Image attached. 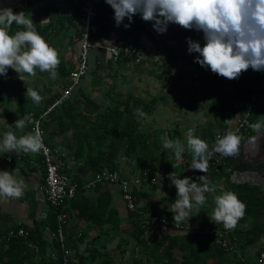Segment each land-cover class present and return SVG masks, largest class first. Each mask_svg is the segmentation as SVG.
Returning <instances> with one entry per match:
<instances>
[{
	"label": "crops",
	"instance_id": "1",
	"mask_svg": "<svg viewBox=\"0 0 264 264\" xmlns=\"http://www.w3.org/2000/svg\"><path fill=\"white\" fill-rule=\"evenodd\" d=\"M24 1L25 0H0V7L11 8L16 11V13L21 11L25 12L26 16L31 18L43 33L45 41L58 51L60 64L56 69L57 77L55 79H52L48 72H40L38 69L36 70V76H26L25 82L27 83H22V85L20 82L24 81H21L19 78L3 79V76H0V80L2 79L6 83L4 89L0 86L2 89L0 94V139L3 138L7 131H13L17 136L30 133L27 126L23 131L15 129L14 127L10 128V126L15 123L11 122V112L15 111L19 102L27 105L32 111L34 108H44L45 105L53 102L52 99H54L56 95H58L57 98H59L62 90L70 82V72L77 64L79 51L78 40L81 32L79 10L83 0H34V2H28L26 4ZM97 10L100 13L97 19H100V22L94 24V26L95 28L101 27L102 30L106 29L107 34L106 36L93 39L97 47L90 52L89 70L96 69V73L101 77V82L94 85L93 77L89 74L90 80L84 82L82 80L77 88L80 86L89 94L88 88L92 86H101L103 80H106L105 78H110L111 82L114 83L109 85V91H113L115 94H121L125 99L130 96L133 98L146 97L142 99H151L160 96L167 97V99L164 100L165 102H158L150 120H146L140 126L143 130L147 131L150 145L155 146V148H153V153L154 156L159 159V162L155 163V183L142 182L137 191L141 192V197L138 201L139 208H142V213L140 214L142 221L149 222L152 217H163L167 213L173 221L174 213H172V204L177 199V193L173 194L174 185H172L171 181L168 179V175L173 172L177 174L185 169L183 159L177 160L173 150L165 149L163 147L164 141L165 139L172 141L179 139L185 148L182 158L187 154L192 155L187 150L188 131L190 129L193 130L195 136L208 143L206 139L207 136L204 135L207 128H211L214 136L221 135L218 128V118L213 117V123L204 121L203 123L190 124L188 121L182 122L179 120L180 122H176L175 125L172 126H157L156 114H161V120H165L168 114L174 113L170 111L171 106L167 103L168 96L176 100L173 102L172 106L176 105L179 100H182V97L185 96L188 90L190 81L199 72L198 63L194 62L195 60L189 57L183 58L181 53L176 51L177 41L168 37L171 31H174L176 28L170 27V29H167L166 33L158 34L153 29L152 22H145V30L127 34L124 21L119 27L116 26L114 10L110 5L104 1L98 6ZM133 17L141 18L139 14ZM17 30H22V28L17 26ZM154 39L163 41V43H156ZM117 45L128 46L142 52L145 58H147L142 66L145 72L142 74L136 73L133 69V63L126 60H123L116 66L105 48L107 46ZM158 45H161L160 52H157ZM156 54L158 55V61L154 62L152 61V57ZM14 73V70H8L7 75L11 76ZM29 83L45 85L38 88L29 86ZM27 88L36 90L43 97V100L38 104L34 103L25 95ZM182 113L187 116L186 110ZM234 122L229 123V128L234 126ZM165 123L168 124V122ZM56 143V148L64 153L62 149V140L57 138ZM120 161L126 160L121 158ZM126 167L127 168L122 171L125 179L138 177V173L134 166L127 164ZM216 168L217 171H219L217 173L220 174L216 175L210 173L206 175L209 186L214 187L215 190L211 193H205V204L198 209L195 207L193 208L191 219L188 223L186 221L177 223L180 225V229L178 230L172 227H158L160 237L187 233H204L210 228H219L224 232L225 238L229 241L231 249H227V257L231 260L232 264H249V259H251V263L253 262V264H256V257L259 252L260 242L264 239V234H262L257 241L251 244L248 243L252 219L244 218L245 216H243V218L238 221L237 226L231 230L213 226V223H215V220L212 219L215 208L214 197L220 195L222 190L234 192L233 190H226L224 188L226 181L224 173L229 172L230 177L232 167L223 169V167L216 166ZM15 169L16 171L14 174L16 178L18 180L23 179L25 182V191L20 199L0 198V217L8 218V221L13 225L22 224L32 228L35 223L44 221L49 212V205L46 202L43 190L45 170L41 158L37 153L12 152L5 154L0 152V171L12 172ZM75 169L76 166L73 162L66 171L72 176ZM196 173L197 171L191 168L187 170L188 178H191L193 182L199 183L200 181L198 178L200 176ZM92 179L93 178L90 176L85 177L83 186L79 188L75 197L77 199L76 206L81 202L80 200L82 197H87L93 201L100 192L108 191L111 194L112 206L117 210L118 219L121 221L120 227L122 229L128 228L132 219L128 216V211L122 199L119 185L107 182L94 183ZM235 186H247L248 188L258 190V188L248 183ZM97 187L99 188L97 189ZM80 205L84 207L82 203ZM76 206L71 207L68 203L67 207L70 209L67 212L66 225L68 233H72L76 235V237H78V234H80V237H84L81 246L82 249L91 248L94 245L97 247L103 246V243H105L107 250H114L115 245L117 246L120 242V238L124 237L128 239L129 243L126 247L127 252L121 256L119 250L115 251L114 261L115 264H131V259L137 256V249L136 251L134 250V242L131 236L123 233V231L117 232L115 235L110 233L113 232L111 231V228L113 229L112 224H105L102 228H99L93 223H86L83 219L78 217ZM262 211H264V204ZM259 226L261 229H264V212L261 214ZM102 236L103 239H101ZM44 238L49 243L52 241V238H54L53 233L48 227L44 229ZM175 254L177 256L183 255V253L178 250ZM206 264L217 263L210 259Z\"/></svg>",
	"mask_w": 264,
	"mask_h": 264
},
{
	"label": "trees",
	"instance_id": "2",
	"mask_svg": "<svg viewBox=\"0 0 264 264\" xmlns=\"http://www.w3.org/2000/svg\"><path fill=\"white\" fill-rule=\"evenodd\" d=\"M97 8L93 24L100 22V19H97L98 14L100 15ZM13 12L16 13L14 10ZM128 23L126 18L124 24ZM144 24L145 21L142 18L133 17L126 33L132 34L136 31L145 30ZM170 27L176 29L171 31L168 37L177 41L176 51H179L183 58L189 57L188 38L198 42L201 47L204 46V35L201 37L203 32H197L195 29L186 30L176 24H170L168 29ZM36 30L43 37V33L37 26ZM16 31L17 25L13 23L10 34H14ZM106 34V29L102 30L101 27H98L95 28L92 38L97 39L106 36ZM155 42L163 43L159 40H155ZM160 46L158 45L157 52H160ZM123 60L119 59L113 63L117 66ZM143 65L144 62L133 63L134 71L138 74L144 73ZM198 67L199 72L190 81L184 98L176 103L178 109L198 114L201 105L206 103L209 109L221 118V121H218L220 138L229 131V122L233 121L237 112H249V125L260 121L262 106L257 103V99L264 92V89L246 87V79L241 76L235 80H228L212 73L209 68L201 67L199 64ZM96 72V69H92L90 74L93 77L94 85L101 82V77ZM2 78L15 79L18 77L15 72L11 76L7 75ZM5 85V81L1 79L0 86L2 89L5 88ZM2 89L0 88V94ZM106 94L109 101L104 104L92 99L90 94L86 93L80 86L76 87L69 98L56 106L43 121L47 145L56 148V139L60 138L63 143L62 149L65 159L75 163L76 169L71 178L77 182L79 188L83 186L85 177H93L103 169L117 171L125 179L121 170V158L126 161L133 160L134 168L140 177L148 169L151 170L150 176L154 177L155 163L159 162L153 153L155 146L150 145L147 131L140 127V121L149 118L155 111L158 102L165 96L154 97L149 100L135 99L130 96L122 100L120 95L113 93V91ZM50 104L41 109L34 108L32 111L38 114ZM137 109H142L147 114V118L139 117L136 114ZM30 111L31 109L27 105L19 102L15 111L11 112V122L22 119ZM249 125L238 134L242 137V142L252 132ZM204 135L207 136L206 139L211 150L217 139L211 128H207ZM216 158L222 161L221 164H213ZM182 159L185 170L176 174L177 178L181 179L188 177L187 170L192 164L193 156L187 154ZM216 166L223 167V169L232 167L225 157L216 153L209 161L207 173L197 171L196 174L198 176L209 175L210 173L220 174L217 173L219 171H217ZM224 176L226 180L224 188L233 190L237 194L238 198L246 205L244 218L252 219L248 240V243L251 244L264 234V229L259 226L263 195L257 189L232 185L228 179L229 172L224 173ZM174 193H177L175 186H173ZM134 194L139 200L141 192L134 191ZM80 201L77 206L76 198L67 200L65 204L68 205L69 203L71 207L76 206L78 217L86 223H93L99 228L105 224H112L113 229L111 228V231L113 232L110 233L115 235L117 232L123 231V233L131 236L134 242V250L137 249V256L131 259V264H206L210 259L216 261L217 264H232L227 257V249L215 245L207 232L160 237L159 229L155 228L152 230V235H147L145 232L150 221H142L140 217L142 208H138L135 212L128 211V216L132 220L128 228L122 229L117 210L112 206L111 194L108 191L100 192L93 201L87 197H82ZM81 203L84 207L80 205ZM67 205H64L62 210L65 213L70 209ZM58 212L49 207L47 218L35 223L32 228L22 224L13 225L8 221V218L0 217V264H64V253L67 256L66 264H115V250L107 251L105 243L103 246L94 245L91 248L82 249L84 237H76V235L68 233L66 224L64 225V238L61 243L55 238H52L50 243L47 242L44 238V229L48 227L52 233L55 232ZM163 217L172 220L168 213ZM213 226L223 227V224L215 222ZM17 227L24 228L27 235L1 239L2 235L10 230H16ZM128 244L127 238H120L116 249L120 251L121 256L127 252ZM177 250L183 255L177 256L175 254Z\"/></svg>",
	"mask_w": 264,
	"mask_h": 264
},
{
	"label": "clouds",
	"instance_id": "3",
	"mask_svg": "<svg viewBox=\"0 0 264 264\" xmlns=\"http://www.w3.org/2000/svg\"><path fill=\"white\" fill-rule=\"evenodd\" d=\"M114 10V20L119 27L127 18L130 27L133 16L139 14L143 21L152 22L158 34L166 33L169 24H176L186 30L203 32V47L191 38L187 39L188 52L198 53L194 62L209 68L212 73L228 80H235L251 68L264 71V0H105ZM15 23L23 30L10 34ZM114 51L120 48L110 47ZM124 51H127L125 49ZM60 64L58 51L51 47L37 32L36 24L25 12L14 13L11 8L0 7V76H7L8 70L16 72L25 82L26 76L35 77L36 70L48 72L52 79L57 77ZM34 103H40L43 97L34 89L27 88L26 94ZM136 114L147 118L142 109ZM229 121V120H227ZM31 122L29 116L17 119L15 129L23 131ZM249 127L257 133L249 144L255 153L260 151V140L264 138V116L260 122ZM242 137L228 131L218 137L211 150L204 140L195 136L193 130L187 133V150L193 160L190 168L207 173L209 161L218 153L223 157H238L241 152ZM163 147L173 150L177 160L182 159L185 148L179 139H165ZM45 150L39 131L17 136L13 131L5 132L0 139V152L39 153ZM15 171H0V198L20 199L25 191L23 179H17ZM168 179L177 190V199L172 204L173 222H187L191 219L193 208H199L206 202L205 193L215 190L209 186L206 175L200 176L199 183L191 178H177L175 172ZM212 219L223 224L226 230L234 229L243 218L246 205L231 191H221L214 197Z\"/></svg>",
	"mask_w": 264,
	"mask_h": 264
},
{
	"label": "built area",
	"instance_id": "4",
	"mask_svg": "<svg viewBox=\"0 0 264 264\" xmlns=\"http://www.w3.org/2000/svg\"><path fill=\"white\" fill-rule=\"evenodd\" d=\"M104 0H83L79 16L81 20V34L79 37V51L76 67L70 72L69 84L62 90L59 98L55 99L45 110L36 114L33 111L28 112L26 115L31 118V122L27 124L30 133L34 131H39L43 138V143L45 145V150H41L37 153L40 158L42 165L45 170L44 186L43 190L45 193V199L49 207L54 208L59 211L56 215L57 227L55 232H53V237L57 239L60 243L64 238V225L66 224L67 213L63 212V207L67 200H71L76 197L79 186L77 182L73 181L71 175L66 171V169L73 163V161L66 160L64 153L58 148L49 147L45 140V131L43 129V121L49 113L64 100H67L72 92L79 85L81 79L86 76L89 68V54L91 51L95 50L97 45L92 38V34L95 32V26L93 24V19L96 15V8ZM34 2V0H25L24 3ZM110 47L120 48L121 50L114 51ZM127 49V51H124ZM106 52L110 55L112 62L116 63L119 59H124L126 61L138 64L145 62L144 54L136 49L130 48L124 45L117 46H107L105 48ZM191 59H196L197 53H191L188 55ZM152 61H158V55L152 57ZM196 76V75H195ZM234 126L229 128L236 134L245 130L250 123L249 112H237L234 119ZM220 135H215L217 139ZM10 161V160H9ZM220 159L214 161V165L221 164ZM151 175V170L148 169L143 173L142 177L138 176L136 178H122L117 171H110L108 169H103L98 174H95L92 178V182H107L111 184L119 185L121 189L122 199L125 203L126 209L129 212H135L139 208V201L136 199L134 191H137L142 182L155 183L156 179ZM19 226V225H18ZM166 228L172 227L173 229H180V225L174 223L172 220L163 217H152L147 231L145 234L152 235V230L155 228ZM213 240V243L217 246L224 247L225 249H231L229 241L225 238L224 232L219 228H210L206 230ZM27 232L22 227H17L16 230H10L8 233L2 235L1 239H9L11 237H24ZM80 237V234H78ZM67 263V256L64 253V264ZM257 264H264V239L260 242L259 252L256 257Z\"/></svg>",
	"mask_w": 264,
	"mask_h": 264
},
{
	"label": "rangeland",
	"instance_id": "5",
	"mask_svg": "<svg viewBox=\"0 0 264 264\" xmlns=\"http://www.w3.org/2000/svg\"><path fill=\"white\" fill-rule=\"evenodd\" d=\"M89 60H90V54H89ZM91 70L92 69L89 70V68H88L86 76L83 77L81 79V81L83 80V82H84V81H87V80L89 81L90 80L89 74H91ZM240 76L246 79L245 86L249 87V88H261L262 82L264 81L263 80L264 71L257 72V71H253L251 68H249L247 71L243 72ZM105 79L106 80H103V82L101 83V86H94V87L92 86V87L88 88V92H89L90 96L92 97V99H95L98 102L104 103V104H106L109 101V99L107 97V94H106L110 90L109 85L114 83V82H111L110 78H105ZM81 81H80V83H81ZM20 83L22 85V83H27V82H20ZM42 85H45V84L37 85L36 83H29V86L38 87V88H40ZM138 97H141V96H138ZM142 98H146V97L135 98V99H142ZM183 98H184V96L182 97V99ZM120 99L123 100L125 98H123L122 95L120 94ZM165 99H167V97H163V99H161V101H159V102L160 103L165 102L164 101ZM144 100H149V99H144ZM175 101L176 100H174L173 97L168 96L167 103L170 104V106H171L170 107L171 108L170 111H172L174 113L173 114H171V113L168 114V117L165 120H161L162 119L161 118V114H156L155 117L157 118V122H158L157 126H159V127L172 126V125H175L176 122H180L179 120H181L182 122L188 121L190 124L199 123V122L203 123L204 121H207L208 123H213V120H214L213 117H217L218 121H221L220 116L218 114H216V113H213L209 109V107H208V105L206 103H203L204 104V105L202 104L203 106L201 105L202 108L200 107V112L198 114L186 111L187 112V116H186V115H184L182 113L184 110L178 109L177 105L172 106L173 102H175ZM201 110H202V112H201ZM153 114H154V112H153ZM151 116H149V118L146 119V120L149 121ZM234 119H233L232 122H234ZM145 121H140V123L142 124ZM165 122H168V124L165 123ZM229 123H231V122H229ZM127 164L130 165V166H134V161L133 160L121 161V170L122 171L125 168H127L126 167ZM101 239H103V236L101 237ZM116 247L117 246L115 245V248H114L115 251H117ZM106 249H107V246H106ZM114 250H107V251H114ZM126 256H127V254H126ZM249 262H250L249 264H253V262L251 263V259H249ZM255 263H256V261H255Z\"/></svg>",
	"mask_w": 264,
	"mask_h": 264
},
{
	"label": "water",
	"instance_id": "6",
	"mask_svg": "<svg viewBox=\"0 0 264 264\" xmlns=\"http://www.w3.org/2000/svg\"><path fill=\"white\" fill-rule=\"evenodd\" d=\"M203 33L201 37H203ZM257 103L264 106V93L260 94ZM251 136L241 143V152L238 157L226 158L232 164V173L229 177L233 185L249 183L258 188L262 193V201L264 204V138L260 140V151L255 153L252 146L249 144ZM264 211H262L263 213Z\"/></svg>",
	"mask_w": 264,
	"mask_h": 264
},
{
	"label": "flooded vegetation",
	"instance_id": "7",
	"mask_svg": "<svg viewBox=\"0 0 264 264\" xmlns=\"http://www.w3.org/2000/svg\"><path fill=\"white\" fill-rule=\"evenodd\" d=\"M264 80V79H263ZM261 89H264V81L262 82V86H261ZM264 93V92H263ZM261 111H262V114H261V116H264V106H262V108H261ZM260 120H261V117H260ZM260 122V121H259ZM255 134H257V133H255L253 130H252V132L243 140V142L246 140V139H248V138H250L251 136H253V135H255ZM243 142H241V143H243ZM232 165V164H231ZM249 185H252L251 184V182H249L248 183Z\"/></svg>",
	"mask_w": 264,
	"mask_h": 264
}]
</instances>
